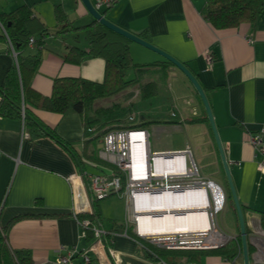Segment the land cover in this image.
Masks as SVG:
<instances>
[{"label":"crops","instance_id":"obj_1","mask_svg":"<svg viewBox=\"0 0 264 264\" xmlns=\"http://www.w3.org/2000/svg\"><path fill=\"white\" fill-rule=\"evenodd\" d=\"M205 3L206 0H114L99 12L183 63L203 88L241 205L250 247L249 264H264V174L257 170L254 150L246 142V133L264 125V11L253 24L219 30L203 18ZM21 6H26L47 29L43 44L28 48L27 53L39 54L40 61L35 72L25 75L29 89L22 97L21 111L48 128L52 137H34L33 127L25 126L22 115L0 116V228L7 247L29 251L34 264H62L61 258L68 259L65 264H114L108 250L117 256L161 264L153 260L143 239L132 230L127 232L125 202L120 198L124 210L122 205L117 217L104 216L105 208L98 203L101 219L97 220L107 235L103 245L95 247L91 231H84L78 216L73 215L75 191L68 178L82 176L87 185L90 175L113 170L98 157L101 139L91 140L85 134L84 115L74 110L55 113L38 105L40 98L50 96L56 78L103 82V59L87 56L80 64L65 60L72 47L88 49L84 31L67 32L66 25L77 29L89 25L94 18L81 0H0V14ZM56 6L65 14L64 25L56 23ZM129 50L133 63L146 65L127 73L126 78H136L137 84L94 104L115 100L110 107L130 109L135 117L128 126L137 125L147 131L152 152L189 149L200 176L221 188L226 196L222 210L226 207L231 216L228 231L214 221L216 227L240 236L221 157L200 97L174 65L163 64L166 60L158 53L131 41ZM206 52L213 59L211 65L206 62ZM15 63L11 44L0 39V87ZM94 157L100 161L96 162L98 166L92 165ZM208 251L211 250L197 259L187 261L184 257L172 264H232L234 260ZM235 264H243L242 249Z\"/></svg>","mask_w":264,"mask_h":264},{"label":"trees","instance_id":"obj_2","mask_svg":"<svg viewBox=\"0 0 264 264\" xmlns=\"http://www.w3.org/2000/svg\"><path fill=\"white\" fill-rule=\"evenodd\" d=\"M263 11L264 0H206L202 16L213 28L221 30L235 28L242 24H253ZM54 14L56 23L59 26L64 25L66 17L60 6L55 7ZM0 26L3 28L0 39L7 40L16 54V63L8 71L5 83L0 87V116L22 115L27 124L25 126L33 127L31 132L34 133V137L51 136L52 133L48 128L40 123L39 125L21 111L22 97L25 96V92L29 89L25 81V75L35 72L40 61L39 54L30 55L27 53L29 39L33 37L35 46H41L43 44V36L47 34V29L26 6H21L9 13L0 14ZM66 28H68L67 32L83 30L88 49L86 51L78 47H72L65 56V60L73 64H80L87 56L103 59L105 62L104 80L102 83H94L81 78H56L53 81L50 96L40 98L38 105L44 110L55 113L61 114L74 110L84 115L86 123L85 132H87L85 134L91 136V140H97L107 130L92 136V134H89L88 129L95 126L99 128L103 127L101 119H104L106 122L120 121L121 117L128 114L130 110H118V108L110 107L90 115L94 102L99 99L113 97L137 84L136 78L130 80L126 78L127 73L130 70L143 68L146 65H137L132 62L129 40L110 31L95 20L89 25L77 29L69 28L68 25H66ZM157 64L156 62L150 64V66ZM163 64L173 66L168 61H163ZM136 127L138 126L136 125ZM125 128L130 127L126 126ZM93 160L97 163L100 162L98 157H94ZM112 169L117 172L115 167H112ZM228 198H231L230 194H228ZM93 210V216L79 214L78 218L80 220L88 219L91 223L94 222L95 218L101 219L97 201L93 203ZM86 230L91 231L89 228ZM127 232L129 233L130 229ZM148 250L151 252L153 260L156 259L166 264H172L173 260H180L184 257L187 261L194 260L199 258L201 253L205 252L167 251L153 247H149ZM208 252H215L227 259L233 260L241 254L240 236L230 241L225 247ZM249 253L250 247L248 246V255ZM0 264H34L29 251L24 249L10 250L7 247L3 229L1 228Z\"/></svg>","mask_w":264,"mask_h":264},{"label":"built area","instance_id":"obj_3","mask_svg":"<svg viewBox=\"0 0 264 264\" xmlns=\"http://www.w3.org/2000/svg\"><path fill=\"white\" fill-rule=\"evenodd\" d=\"M113 3L114 0H93L91 2L93 8L98 12L103 7H110ZM34 46V38H30L29 47ZM13 54L16 56L14 51ZM205 59L208 65L213 63L209 52L205 53ZM133 119L134 117L131 118V120ZM88 132L95 135L93 128L88 129ZM100 139L99 159L115 167L117 172L110 170L108 174L97 173L90 175L87 185L84 183L82 176L68 178L75 191V207L73 209L75 218L79 214L93 216L94 202L115 196L125 202L124 224L126 230L132 227L131 230L136 237L147 240L160 249L216 250L225 247L230 241L236 239L234 235L226 234L216 227L213 212L216 214L221 211L223 205L219 209H214V196L210 191L207 193L210 203L209 208L212 205L214 211L210 212V223L207 228L171 231L157 235H142L138 227L139 216L149 213L144 211V209L148 207L150 202H155L164 194L176 196L202 187H211V182L201 178L189 149L173 152L150 151L146 130L135 126L115 128L107 130ZM246 142L254 150V157L257 159V170L264 174V125L257 131L246 133ZM168 167H172V170L170 171ZM216 188L219 191L221 190L218 186ZM76 189H81L83 193L86 203L85 211L80 209L79 196L76 194ZM220 192L223 194L222 190ZM78 223L84 231L88 228L91 229L96 239L95 247L103 245V239L107 232L96 218L92 223L88 219L80 220ZM126 230L124 235H126ZM108 252L112 257L113 263L116 264L118 256L112 250H108ZM235 261L236 258L232 261V264H235ZM66 262H68L67 258L59 259V263L65 264ZM161 264L166 263L161 261Z\"/></svg>","mask_w":264,"mask_h":264},{"label":"bare ground","instance_id":"obj_4","mask_svg":"<svg viewBox=\"0 0 264 264\" xmlns=\"http://www.w3.org/2000/svg\"><path fill=\"white\" fill-rule=\"evenodd\" d=\"M168 169L171 171L172 167H168ZM208 189L214 196V209H219L224 203L223 194L214 185L187 191L176 196L164 194L155 202L148 204V207L144 209L149 212L148 214L139 216L140 233L145 236L207 228L210 223Z\"/></svg>","mask_w":264,"mask_h":264},{"label":"water","instance_id":"obj_5","mask_svg":"<svg viewBox=\"0 0 264 264\" xmlns=\"http://www.w3.org/2000/svg\"><path fill=\"white\" fill-rule=\"evenodd\" d=\"M81 2L83 3V5L87 9V11L92 15V17L94 18L95 21L99 22L100 24L105 26L110 31L124 37L125 39H127L131 42L137 43V44H139V45H141V46H143V47H145V48H147L153 52L158 53L166 61H168L172 65H174L188 79V81L194 87L195 91L197 92V94L200 97L202 104L204 106V109H205L211 130H212V133H213V136H214V139H215V142H216V145H217L220 157H221L224 172L226 175V179H227V182L229 185L232 200H233L235 210L237 213L238 222H239V231H240L239 235H240V239H241L243 264H249L248 240H247V236H246L245 223H244L241 205L239 204L238 198H237L235 190H234V186H233L232 179H231L230 172H229V168H228V163H227L226 157L224 155L223 148H222L219 136H218V132H217L214 120H213L212 111H211L207 96H206L203 88L200 86L197 79L186 68V66L183 63H181L180 61H178L177 59H175L173 56L166 53L165 51H163V50L157 48L156 46L148 43L147 41L141 39L137 35H134L128 31H126L125 29L119 27L118 25H116V24L112 23L111 21H109L108 19H106L100 12H98L97 10H95L93 8L90 0H81ZM213 185L216 186L214 183L210 184V186H213ZM78 192H79L78 198H79L80 209L82 211H85L86 210V203H85L83 193H82L81 189H79ZM118 264H151V263H147V262L142 261V260H140L136 257H133V256L119 255L118 256Z\"/></svg>","mask_w":264,"mask_h":264},{"label":"rangeland","instance_id":"obj_6","mask_svg":"<svg viewBox=\"0 0 264 264\" xmlns=\"http://www.w3.org/2000/svg\"><path fill=\"white\" fill-rule=\"evenodd\" d=\"M110 101L111 100H102V101L96 102L92 106L91 113L98 112V111H101L102 109L109 108L110 104H114L115 100H112L111 102ZM118 101H120V100H118ZM130 115H131V110H130V112L128 114H126L125 116L121 117L120 121L106 122L104 119H101L103 127H101V128H99L98 126H96L95 128L93 127L94 133L98 134V133H102V132H104L106 130L115 129V128H121L123 126H128V124L131 123L130 119L132 118V116L135 117V114H133L131 116ZM92 162L94 163L92 165H95V164L97 165L96 162H94V161H92ZM208 191H210V190L208 189L207 192ZM225 200H226V196L224 195L223 207L225 205ZM102 202L99 201L98 203H99V206H103L105 208V212L103 211V215L104 216H107V214H110L111 216H115V217L119 216L121 214V212H122V205H123V210H124V202L122 200H120L118 197L110 196V197L106 198ZM223 207H222V209H223ZM213 211H214V209H213V206L211 205V208L208 209L209 216H210V212H213ZM227 211L228 210L225 207V209L222 210L220 213L214 214V212H213L214 221H216V223H219L223 227L226 226L225 227L226 231H228L226 228L228 226L227 224L230 223V217H231L229 213L227 215ZM118 219H121V218L119 217ZM238 226H239V222H238ZM131 228L132 227H129L130 230H131ZM223 232H225V231H223ZM226 234H228V233H226ZM143 242L145 244H147L149 247L160 249L156 245H151L149 243V241H147V240H143Z\"/></svg>","mask_w":264,"mask_h":264}]
</instances>
